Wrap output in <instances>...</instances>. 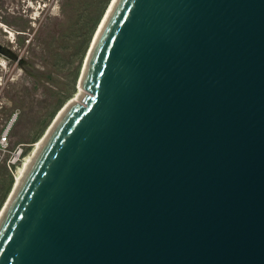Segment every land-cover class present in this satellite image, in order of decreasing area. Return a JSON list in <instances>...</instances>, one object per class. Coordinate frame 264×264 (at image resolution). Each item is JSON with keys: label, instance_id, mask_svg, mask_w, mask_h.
<instances>
[{"label": "water", "instance_id": "95a60500", "mask_svg": "<svg viewBox=\"0 0 264 264\" xmlns=\"http://www.w3.org/2000/svg\"><path fill=\"white\" fill-rule=\"evenodd\" d=\"M81 88L0 264H264V0H118Z\"/></svg>", "mask_w": 264, "mask_h": 264}, {"label": "rangeland", "instance_id": "374dc122", "mask_svg": "<svg viewBox=\"0 0 264 264\" xmlns=\"http://www.w3.org/2000/svg\"><path fill=\"white\" fill-rule=\"evenodd\" d=\"M112 1L0 0V215L23 162L79 94L91 42Z\"/></svg>", "mask_w": 264, "mask_h": 264}, {"label": "bare ground", "instance_id": "6f19581e", "mask_svg": "<svg viewBox=\"0 0 264 264\" xmlns=\"http://www.w3.org/2000/svg\"><path fill=\"white\" fill-rule=\"evenodd\" d=\"M117 2H118V0H113V1H112V3H111V5L109 6V8H108V10H107V12H106V14H105V16L103 17V20H102V22H101V24H100V26H99V28H98V30H97V33L95 34V36H94V38H93V40H92V42H91L90 51H89V53H88V55H87V57H86L85 64H84V67H83V70H82L81 76L79 77V79H78V83H77V86H76V88L79 87V94H78L74 99L72 98V99H71L66 105H64V106L61 108V110L59 111L60 114L58 113V114L56 115V117H55L54 120H53L52 125L55 123V121L58 119V117L61 115V113L66 109V107H67V106H68L73 100H77L78 96L80 95V93H81V91H82L81 84H82L83 76H84L85 69H86V66H87L88 58H89V56H90V54H91V52H92V50H93V48H94V46H95V44H96V42H97V40H98V38H99V36H100L102 30L104 29V27H105L107 21L109 20V18H110V16H111V14H112V12H113V10H114V8H115ZM51 127H52V126H51ZM49 130H50V129H49ZM47 133H48V132H47ZM44 137H45V135H44ZM41 142H42V141H41ZM41 142H39V143L37 144V146H36L37 148L39 147V145L41 144ZM31 158H32V157H31ZM31 158H30L29 160L23 162V164H22V172H21V175L23 174V172H24L25 168L27 167V165H28L29 161L31 160ZM20 177H21V176H20ZM20 177L16 180V184L18 183ZM7 202H8V201H7ZM5 203H6V202H5ZM4 205H5V204H4ZM1 211H2V210H1Z\"/></svg>", "mask_w": 264, "mask_h": 264}, {"label": "built area", "instance_id": "2783aa9c", "mask_svg": "<svg viewBox=\"0 0 264 264\" xmlns=\"http://www.w3.org/2000/svg\"><path fill=\"white\" fill-rule=\"evenodd\" d=\"M3 137H5V136H3ZM5 139V138H4ZM4 139L3 140H1V141H4ZM6 140V139H5Z\"/></svg>", "mask_w": 264, "mask_h": 264}]
</instances>
